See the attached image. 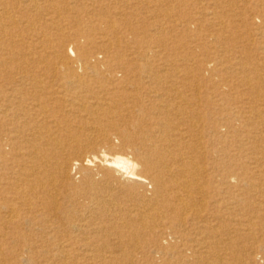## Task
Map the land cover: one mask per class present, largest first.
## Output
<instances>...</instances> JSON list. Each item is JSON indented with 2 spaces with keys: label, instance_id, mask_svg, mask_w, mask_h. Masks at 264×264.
Returning <instances> with one entry per match:
<instances>
[{
  "label": "bare ground",
  "instance_id": "obj_1",
  "mask_svg": "<svg viewBox=\"0 0 264 264\" xmlns=\"http://www.w3.org/2000/svg\"><path fill=\"white\" fill-rule=\"evenodd\" d=\"M0 264H264V0H0Z\"/></svg>",
  "mask_w": 264,
  "mask_h": 264
},
{
  "label": "rangeland",
  "instance_id": "obj_2",
  "mask_svg": "<svg viewBox=\"0 0 264 264\" xmlns=\"http://www.w3.org/2000/svg\"><path fill=\"white\" fill-rule=\"evenodd\" d=\"M241 5V4H240ZM220 80H219V78L218 77H215L214 78V82H219ZM221 85V84H220ZM221 87H222V85H221ZM222 89L223 90H225V91H228V90H231L230 89V87L229 86H227V85H223V87H222ZM99 150H104V151H108L110 154H114V153H116L115 151H113V150H109L107 147H105V146H101L100 148H99Z\"/></svg>",
  "mask_w": 264,
  "mask_h": 264
}]
</instances>
